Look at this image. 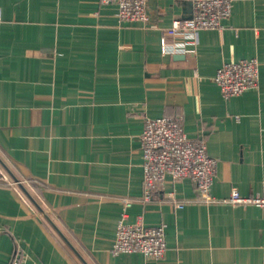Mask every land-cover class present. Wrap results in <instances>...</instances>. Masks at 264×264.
<instances>
[{
    "label": "crops",
    "instance_id": "0c3cea01",
    "mask_svg": "<svg viewBox=\"0 0 264 264\" xmlns=\"http://www.w3.org/2000/svg\"><path fill=\"white\" fill-rule=\"evenodd\" d=\"M115 11L0 0V264H264L260 206L192 201L188 177L141 200L139 140L145 116L180 114L216 159L213 196L264 195V0H232L221 28L175 54L160 38L189 0H149L146 22ZM252 57L257 87L223 97L216 68ZM123 198L127 221L164 223L162 258L111 252Z\"/></svg>",
    "mask_w": 264,
    "mask_h": 264
},
{
    "label": "built area",
    "instance_id": "2783aa9c",
    "mask_svg": "<svg viewBox=\"0 0 264 264\" xmlns=\"http://www.w3.org/2000/svg\"><path fill=\"white\" fill-rule=\"evenodd\" d=\"M191 15L174 18L164 29L160 38L162 54L185 53L192 50L200 29L221 28L222 20L231 13L232 0H189ZM103 5L113 4L115 14L121 21H147L149 0H99ZM1 18V14H0ZM171 38L172 41H168ZM258 61L245 58L223 62L212 76L223 97L239 95L258 84ZM182 116L162 115L143 118L139 134L142 156L141 200L153 198L164 189L167 179L190 178L196 195L192 201L228 202L231 204H254L264 209V195H244L233 188L228 196L217 198L210 193V185L216 168V159L210 156L202 139H190L184 132ZM3 176L0 170V181ZM166 198L181 207L185 200L177 199L174 191L165 192ZM189 200V201H191ZM121 212L116 222L111 252L113 254L140 252L145 257L160 259L165 255V225L160 222L147 225L141 219L127 221L128 198L121 199ZM9 264H23L20 255H15Z\"/></svg>",
    "mask_w": 264,
    "mask_h": 264
},
{
    "label": "water",
    "instance_id": "95a60500",
    "mask_svg": "<svg viewBox=\"0 0 264 264\" xmlns=\"http://www.w3.org/2000/svg\"><path fill=\"white\" fill-rule=\"evenodd\" d=\"M55 226V225H54ZM56 228V226H55ZM57 230L59 231V233L64 237V235L60 232V230L57 228ZM69 243V241H67Z\"/></svg>",
    "mask_w": 264,
    "mask_h": 264
}]
</instances>
